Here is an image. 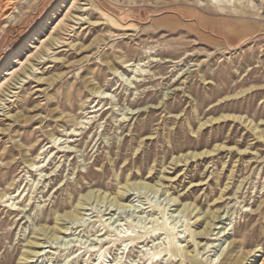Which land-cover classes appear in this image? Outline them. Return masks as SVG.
Wrapping results in <instances>:
<instances>
[{
  "label": "rangeland",
  "instance_id": "374dc122",
  "mask_svg": "<svg viewBox=\"0 0 264 264\" xmlns=\"http://www.w3.org/2000/svg\"><path fill=\"white\" fill-rule=\"evenodd\" d=\"M226 2L0 0V264L262 263L264 0Z\"/></svg>",
  "mask_w": 264,
  "mask_h": 264
},
{
  "label": "bare ground",
  "instance_id": "6f19581e",
  "mask_svg": "<svg viewBox=\"0 0 264 264\" xmlns=\"http://www.w3.org/2000/svg\"><path fill=\"white\" fill-rule=\"evenodd\" d=\"M208 1H211V4H212L213 6H215L216 8L220 9L221 11H229V10H228L229 8H226V6H225L226 3H227L226 1H228V0H208ZM238 1H239V0H238ZM243 8H244V7H243ZM243 8H242V10H244ZM244 11H245V10H244ZM244 11H243V12H244ZM230 12H231V11H230ZM22 69H24V68H22ZM26 70H27V69H26ZM26 70H24V71H26ZM22 72H23V71H22ZM11 74H13V73H10V75H11ZM23 74H24V73H23ZM7 75H9V73H8ZM15 76H16V75H15ZM18 79H19V78H18ZM11 81H12V80H11ZM15 82H16V81H15ZM18 82H19V81H18ZM9 87H10V86H9ZM9 89H10V88H9ZM9 89H8V90H9ZM2 91H3V90H2ZM3 92H4V91H3ZM68 215H69V214H68ZM42 231H43V230H42ZM42 231H41V232H42ZM127 240H131V239L128 238ZM170 246H172V245H170ZM169 250H170V252H171V256H173V257H174V256H175V257H180V259H181V264H182V261L184 260V259H182V258L184 257V256H183V255H184V252H182L183 254H182V253H179L178 250H177V248H176L175 246H172L171 249H169ZM170 252H169V253H170ZM182 256H183V257H182ZM185 257H186V256H185ZM185 259H186V258H185ZM184 261H186V260H184ZM240 263H241V262H240ZM232 264H239V263H238V259H235L234 262H233ZM261 264H264V259H263V261H262Z\"/></svg>",
  "mask_w": 264,
  "mask_h": 264
}]
</instances>
